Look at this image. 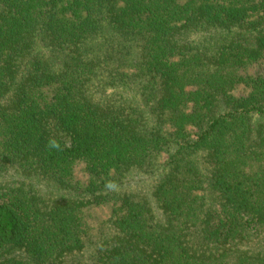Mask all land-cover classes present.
<instances>
[{
	"label": "trees",
	"instance_id": "1",
	"mask_svg": "<svg viewBox=\"0 0 264 264\" xmlns=\"http://www.w3.org/2000/svg\"><path fill=\"white\" fill-rule=\"evenodd\" d=\"M259 63L264 0H0V264H264Z\"/></svg>",
	"mask_w": 264,
	"mask_h": 264
},
{
	"label": "rangeland",
	"instance_id": "2",
	"mask_svg": "<svg viewBox=\"0 0 264 264\" xmlns=\"http://www.w3.org/2000/svg\"><path fill=\"white\" fill-rule=\"evenodd\" d=\"M242 74L245 77H264V63H259L254 66L249 67L247 70L242 71ZM252 81L249 79L246 85H240L235 91L234 95L236 97H241V96H246L248 93H250ZM77 177L84 181L85 179L83 178L81 174V170L79 169L77 173Z\"/></svg>",
	"mask_w": 264,
	"mask_h": 264
}]
</instances>
